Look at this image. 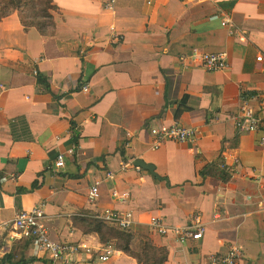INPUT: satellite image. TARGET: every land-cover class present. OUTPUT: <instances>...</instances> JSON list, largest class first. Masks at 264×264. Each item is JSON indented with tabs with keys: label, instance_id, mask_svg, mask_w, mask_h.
Listing matches in <instances>:
<instances>
[{
	"label": "crops",
	"instance_id": "obj_1",
	"mask_svg": "<svg viewBox=\"0 0 264 264\" xmlns=\"http://www.w3.org/2000/svg\"><path fill=\"white\" fill-rule=\"evenodd\" d=\"M105 1L55 0L51 38L24 31L16 13L0 22V223L42 207L52 240L99 252L97 238L81 236L68 215L132 210L133 228L170 251L167 264H214L235 245L250 251L240 264H264V60L257 63L264 58V0H119L114 11ZM193 49L227 52L230 68L208 72L182 59ZM185 96L190 111L177 119ZM244 100L260 120L256 132L238 128ZM167 118L196 130V143L153 150L151 130ZM198 149L207 152L206 166L228 165L236 177L204 176ZM60 154L66 165L56 171ZM140 161L157 177L135 166ZM93 165L101 172L92 205ZM114 192L129 201L113 199ZM198 216L206 232L184 246L150 228L155 218L169 230L191 227ZM1 235L0 258L8 240ZM105 250L110 261L121 255ZM38 257L44 261L35 264H48ZM97 260L96 253L86 264H103Z\"/></svg>",
	"mask_w": 264,
	"mask_h": 264
},
{
	"label": "built area",
	"instance_id": "obj_2",
	"mask_svg": "<svg viewBox=\"0 0 264 264\" xmlns=\"http://www.w3.org/2000/svg\"><path fill=\"white\" fill-rule=\"evenodd\" d=\"M119 0H106L104 8L108 11L116 10ZM231 24L230 18L223 15L222 27L227 28ZM230 34V33H229ZM231 35V34H230ZM182 59H190L195 64L202 66L208 72L221 73L226 72L230 68V55L227 52L222 53H204L199 49H193L191 54L182 55ZM264 58L259 56L257 63L262 64ZM43 60L41 59L40 62ZM37 75V70L34 71ZM2 86L0 85V90ZM84 92H88V87L83 88ZM259 118L255 111L249 106L248 102L244 100L242 108V116L240 118L238 127L245 132H256L259 129ZM151 148L153 150H160L168 142H173L177 145L191 146L196 143L197 131L183 126L178 120L173 118L163 119L161 125L152 128ZM59 140L60 138H56ZM264 148V139L259 144ZM73 154V151L68 152ZM66 155H58L52 164L53 170H61L66 165ZM196 164L206 166L207 152L203 149L197 150ZM225 168V166H222ZM226 169V168H225ZM227 170L229 166L227 165ZM232 171V169H231ZM100 168L96 165L89 166L87 172V179L90 186L88 201L94 204L100 197ZM108 178L113 174L108 172ZM234 176V175H233ZM113 199L119 200L122 204L129 201V194H119L114 192ZM97 219L104 220L118 225L123 229H132L134 226V212L107 210L102 214H98ZM48 216L42 207H37L31 211H20L12 220L0 223V235L8 234V240L1 250V255H5L12 248L13 243L32 238L34 240V254L35 256H42L47 259L48 264H86L88 258H92L97 253V261L99 263H106L110 261L112 251L105 250L103 254L96 252V250L89 248L84 243H58L52 240L50 230L48 228ZM151 230L160 237H168L170 234L175 235L180 246H184L189 240L200 241L206 228L201 219L195 218V225L186 228H169L164 225L161 219H153L150 223ZM250 251L242 245H235L227 256L221 261L214 259V264H240L249 257Z\"/></svg>",
	"mask_w": 264,
	"mask_h": 264
},
{
	"label": "trees",
	"instance_id": "obj_3",
	"mask_svg": "<svg viewBox=\"0 0 264 264\" xmlns=\"http://www.w3.org/2000/svg\"><path fill=\"white\" fill-rule=\"evenodd\" d=\"M58 10L55 0H0V22L12 14H17L24 31L30 32L35 29L42 37H54L57 24L54 13ZM50 92V89L46 87ZM187 96L179 103V111L176 118L185 112L187 107ZM225 166V168H222ZM204 176L215 177L228 183L232 175L227 171V165L214 163L206 166ZM37 183H34L35 187ZM98 212H92L85 208L77 210L73 215H68L73 221V227L83 237L97 238L100 245V253L105 248H112L116 253L124 255L136 264H167L170 259V251L165 247H158L152 240L151 233H143L132 229H123L116 224L97 219ZM7 234V233H6ZM5 234V235H6ZM5 239L0 244L2 248ZM81 244V243H77ZM32 238L22 239L13 243L12 248L0 258V264H35L44 261L32 254L34 250Z\"/></svg>",
	"mask_w": 264,
	"mask_h": 264
},
{
	"label": "rangeland",
	"instance_id": "obj_4",
	"mask_svg": "<svg viewBox=\"0 0 264 264\" xmlns=\"http://www.w3.org/2000/svg\"><path fill=\"white\" fill-rule=\"evenodd\" d=\"M111 30L113 31V32H116V30H114V27H111ZM34 33L38 36V33H36V31H34ZM115 35L113 36V37H115L117 40H120V39H122V36L120 35V34H117V33H114ZM38 53V51L37 50H34L33 52H32V54H37ZM41 60V59H40ZM200 66V65H199ZM202 67V66H201ZM203 68V67H202ZM204 69V68H203ZM221 73H224V72H221ZM0 85L2 86V88L1 89H5L6 88V86L3 84V83H1L0 82ZM244 106V105H243ZM254 110V109H253ZM255 114H256V112H255ZM256 116H257V114H256ZM258 117V116H257ZM182 124V123H181ZM183 125V124H182ZM184 126V125H183ZM186 127V126H185ZM239 128V127H238ZM169 143H173V142H168L167 144H169ZM175 144V143H174ZM229 169L230 170H227V171H229L230 173H231V175H232V178H234V177H236V174H235V172H234V170H232L231 171V167H229ZM234 175V176H233ZM67 225V228H68V224H66ZM64 243H67V242H64ZM68 243H70V242H68ZM131 262H133V263H131ZM135 261H133V260H131V259H129V258H127V257H123V256H121V255H116V257L114 258V259H112L110 262H106V263H103V264H135L134 263ZM258 262L259 261H255L254 262V264H258Z\"/></svg>",
	"mask_w": 264,
	"mask_h": 264
},
{
	"label": "water",
	"instance_id": "obj_5",
	"mask_svg": "<svg viewBox=\"0 0 264 264\" xmlns=\"http://www.w3.org/2000/svg\"><path fill=\"white\" fill-rule=\"evenodd\" d=\"M135 166L140 167L141 169H144L146 171H149L152 173L153 176L157 177V174L155 173L153 166L146 165L144 162H141V161L135 164Z\"/></svg>",
	"mask_w": 264,
	"mask_h": 264
},
{
	"label": "bare ground",
	"instance_id": "obj_6",
	"mask_svg": "<svg viewBox=\"0 0 264 264\" xmlns=\"http://www.w3.org/2000/svg\"><path fill=\"white\" fill-rule=\"evenodd\" d=\"M187 1H197V0H187Z\"/></svg>",
	"mask_w": 264,
	"mask_h": 264
},
{
	"label": "clouds",
	"instance_id": "obj_7",
	"mask_svg": "<svg viewBox=\"0 0 264 264\" xmlns=\"http://www.w3.org/2000/svg\"><path fill=\"white\" fill-rule=\"evenodd\" d=\"M130 211H132V210H130ZM134 218H135V213H134ZM133 228V227H132Z\"/></svg>",
	"mask_w": 264,
	"mask_h": 264
}]
</instances>
